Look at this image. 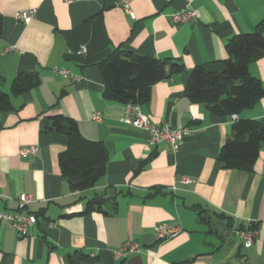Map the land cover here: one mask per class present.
<instances>
[{
    "label": "crops",
    "instance_id": "0c3cea01",
    "mask_svg": "<svg viewBox=\"0 0 264 264\" xmlns=\"http://www.w3.org/2000/svg\"><path fill=\"white\" fill-rule=\"evenodd\" d=\"M130 1L131 15L121 0H0V90L10 104L0 112V213L16 211L18 197L31 194L23 214L37 218L25 237L0 220V264H71L70 257L75 264H264V142L249 173L225 170L217 159L234 123L264 126V97L234 122L184 96L194 67L222 72L227 41L264 21V0ZM185 8L197 20L174 25L170 16ZM30 9L36 12L26 25L17 17ZM117 48L184 66L153 85L148 103L139 106L156 125L194 131L177 153L164 143L149 146L144 132L122 122L125 105L104 99L98 64ZM248 69L264 89V57ZM23 73L36 74L39 84L13 94ZM56 115L106 148L104 175L91 189L71 192L60 173L58 155L68 140L45 132ZM27 146L37 148L34 156H20ZM95 197L101 211L85 215ZM159 223L180 232L157 241ZM249 227L255 237L245 247L238 232ZM126 242L140 251L116 259L113 252Z\"/></svg>",
    "mask_w": 264,
    "mask_h": 264
},
{
    "label": "trees",
    "instance_id": "16d2710c",
    "mask_svg": "<svg viewBox=\"0 0 264 264\" xmlns=\"http://www.w3.org/2000/svg\"><path fill=\"white\" fill-rule=\"evenodd\" d=\"M2 19L0 16V33ZM227 59L222 72H210L204 66L191 70L184 96L190 103L202 104L218 118L238 115L264 97V89L249 73V65L264 57V21L252 33L237 34L225 45ZM104 84L103 97L121 105L142 106L148 103L153 85L179 75L184 66L179 61L138 56L117 48L98 64ZM34 73L20 74L12 83L11 92L22 94L37 87ZM10 109L8 96L0 90V112ZM45 132L63 134L68 144L58 155L60 173L71 192L93 188L104 175L108 161L105 146L85 139L75 121L56 115L45 125ZM264 142V126L254 120H240L233 125L232 135L220 148L218 162L225 170L251 172ZM95 197L86 204L84 214L101 211ZM254 230L252 227L247 230ZM244 230V229H241ZM75 264L74 258L69 259ZM93 264V262H92Z\"/></svg>",
    "mask_w": 264,
    "mask_h": 264
},
{
    "label": "built area",
    "instance_id": "2783aa9c",
    "mask_svg": "<svg viewBox=\"0 0 264 264\" xmlns=\"http://www.w3.org/2000/svg\"><path fill=\"white\" fill-rule=\"evenodd\" d=\"M70 3V0H66ZM122 10L131 15V1L121 0L120 4ZM34 9L27 10L18 15L17 19L24 24H29L34 14ZM171 22L176 25H183L190 21L197 20V14L190 8H185L178 12L173 13L170 16ZM11 51V48L6 49L5 53ZM84 48L81 49V53H84ZM54 74L61 76L65 79H70L73 82H79L80 79L72 75L69 71L64 69H54ZM231 120L236 122L237 116L231 115ZM93 120L98 121L100 119L98 114L92 116ZM122 122L137 130L144 132L147 135V144L152 147H156L162 143L168 145L173 153H177L184 141V139L193 134V130L188 127L173 128L167 124L156 125L150 121V119L143 115L138 105L128 104L125 105V114L122 118ZM37 148L35 146L22 147L19 150V154L22 157L34 156ZM180 183L186 184L189 182L186 178H181ZM172 191L176 188L172 187ZM18 207L14 212H2L0 213V220L3 221L9 228L14 229L20 237H25L27 229L36 224L37 218L31 214H23V209L26 205L33 201L31 194H22L18 197ZM180 232V229L169 225L168 223H159L154 227V237L157 241H165L175 238ZM238 236L245 247H250L255 237L254 230H240ZM141 246L136 242H126L119 249L113 252L116 259L127 257L130 253H136L140 251Z\"/></svg>",
    "mask_w": 264,
    "mask_h": 264
}]
</instances>
